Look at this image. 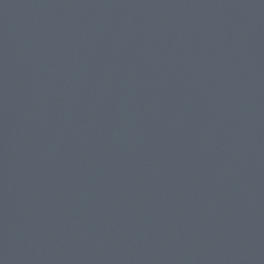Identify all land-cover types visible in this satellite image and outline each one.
Returning a JSON list of instances; mask_svg holds the SVG:
<instances>
[{
  "label": "water",
  "instance_id": "water-1",
  "mask_svg": "<svg viewBox=\"0 0 264 264\" xmlns=\"http://www.w3.org/2000/svg\"><path fill=\"white\" fill-rule=\"evenodd\" d=\"M0 264H264V0H0Z\"/></svg>",
  "mask_w": 264,
  "mask_h": 264
}]
</instances>
